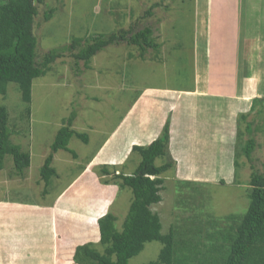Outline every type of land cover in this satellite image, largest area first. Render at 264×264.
Masks as SVG:
<instances>
[{
    "label": "rangeland",
    "instance_id": "1",
    "mask_svg": "<svg viewBox=\"0 0 264 264\" xmlns=\"http://www.w3.org/2000/svg\"><path fill=\"white\" fill-rule=\"evenodd\" d=\"M152 1L154 0H44V3H38L40 13L35 18L34 32L38 37L37 50L41 54L64 47L74 38L90 39L95 35L111 34L121 27L127 28L134 24H139L140 28L145 25L152 26L154 36L158 35L156 37L158 46L152 50L148 49V55L142 56V49L138 46L128 45L126 42L110 45L93 56L89 68L84 65L83 61L77 65L72 56L58 59L45 75L33 82L32 102L30 103L32 113L29 122L25 114L26 103L23 102L16 83H9L6 95L0 94V104H5L10 114L12 142L19 144L23 150L31 154V164L26 169L25 176L14 175L10 156L6 158L5 167L0 171V200L5 199V202L12 201V204L23 206L20 207V211L14 213L15 215L2 218L3 224L9 226L11 228L9 230H13L6 237L5 244L9 248H13L16 244L13 233L16 225L24 218L23 216L31 215L32 207L55 208L54 203L56 208L54 212L51 210L53 215L47 219L48 214H44L45 227L51 232L33 230L28 233V236L32 242L37 244L34 247L43 244L45 252L51 247L52 251L56 252L55 260L65 254L66 260H61L62 264H77L73 261V255L79 244L89 242L93 243L99 251L104 250L98 233L97 217L103 216L110 210L117 216V227L122 228L134 194L131 187L116 184L120 181L113 178V173L99 175L101 173L97 172L96 174V170L102 166L92 169V164L89 165L91 167L81 177L82 184L78 183V179V182H72V187L71 184L62 192L61 190L71 179L75 180L80 167L85 162L89 164L95 143H99L106 136L102 134L114 130L144 87L167 86L171 88L172 96L175 97L176 95L183 96L184 94L179 92L183 88H192L196 82L201 65L199 54L204 53L203 47L196 48L197 56L193 50L195 27L200 23V13L194 11L191 0H168L165 6L160 5L156 8H152ZM50 7H54L55 11L53 17L46 21L44 10ZM151 8L153 14L145 16L146 11ZM162 18L163 21H161ZM257 25L256 23L255 27ZM259 33L264 35L263 25L254 29V34L252 32L250 36L256 51L251 50L250 54L253 58L261 60L264 59V47H262L264 41L258 39L260 37L263 39V35ZM234 39L237 44L243 41L247 43L248 40L244 34H237ZM254 41L259 42L256 44ZM242 57L240 53L241 61ZM222 64L224 72H221L217 79H212L213 81H227L226 77H222L227 71L228 63L225 58L222 59ZM263 72L261 69L260 74L255 73L258 76L256 80L264 82ZM209 80L202 79L201 86L214 87L213 84H207ZM241 82L239 70L234 69L229 77L230 87L236 90L241 89ZM259 95L256 99H262L264 92L260 91ZM183 97L180 101L186 99L191 103H201L209 108L217 105L213 99L197 98L195 100L189 95L186 98ZM249 105V102H241L240 108H248ZM255 106L260 110H257L258 114L255 115L258 124L255 126L254 123L253 127L254 131L257 129L255 127H259V131L255 133L258 145L253 152V162L248 161L243 153L236 159L237 137L234 136L235 132L237 136L239 128L237 117L239 118L243 110L239 113L235 111L227 113L213 107L207 113L210 115L225 114V119L221 124L229 128L226 137L222 142L213 146L211 142L215 137H210L213 136V126L201 127L202 136L208 135L209 137H194V143L198 141L200 150L198 147L187 149L190 153L186 152L187 156L182 155L181 165L178 166L177 163L176 167L173 166L163 173L165 181L161 192L162 201L153 204L151 208L159 214L164 233L169 232L173 227L178 238L185 233L194 240L192 242L206 244L205 248H201L205 251L210 243L213 244L208 232L217 233L219 228L232 224L234 219L243 218L250 203V176L256 170H264V102ZM167 109L170 110L169 107ZM71 112L76 113L72 127L76 131L86 133L89 141L87 143L73 136L69 142V150L54 153L52 164L57 175L52 178L44 194L45 182L41 178V167L51 152V144L56 132L66 124ZM255 112L256 110L251 113ZM185 113L188 118V111L186 110ZM150 114L148 110L144 118H149ZM168 118L172 125L173 110H170L156 137L161 134ZM209 118L214 120L215 117ZM248 120H252V117ZM241 127L246 134L242 140L250 137L244 122ZM197 130L200 131L199 127ZM184 138L188 139V142L193 141L192 137ZM201 139L204 140L203 143L200 142ZM131 145L132 143L129 142L125 145L124 151H119L123 154L122 157H117L114 162L106 163L110 171H113V168L131 172L136 169L141 157L138 152L131 150L134 144ZM228 146L233 149L227 153ZM122 147L123 143L118 146L121 149ZM72 151L77 153L78 157H74ZM201 151L206 152V156L196 157L195 154ZM164 161L163 157H157L155 160L158 165ZM114 164L116 167L112 166ZM105 180L109 182L105 183ZM184 180H198L209 184H206L204 190L200 188L201 191L193 190L192 192V187L184 185ZM94 181L100 183L97 188L94 187ZM101 184L106 185L103 191L100 189ZM77 199L81 201L80 204L75 201ZM60 200L67 203L60 204ZM87 204L89 205L86 206ZM81 216H90L94 219V224L88 225V231L82 228L79 222L74 224ZM73 217L77 219L74 220ZM0 226L3 227V225ZM199 226L202 229L201 233L198 230ZM3 228L7 229V227ZM67 239L70 240L67 241ZM56 241L58 244L52 245ZM161 247L162 243L158 240L147 242L144 249L130 259L129 264H144L157 259ZM24 252L21 251L19 257ZM32 252H34L33 249L29 254L27 253L28 258H23L22 262H27L32 258ZM36 256H42V253H37Z\"/></svg>",
    "mask_w": 264,
    "mask_h": 264
},
{
    "label": "trees",
    "instance_id": "2",
    "mask_svg": "<svg viewBox=\"0 0 264 264\" xmlns=\"http://www.w3.org/2000/svg\"><path fill=\"white\" fill-rule=\"evenodd\" d=\"M38 3H44V0H0V94L6 95L9 83H16L22 100L26 103L25 114L28 122L32 113L30 103L33 82L45 75L58 59L72 56L77 65L83 61L89 68L93 56L110 45L126 42L128 45L138 46L142 49V56L146 50L158 46L152 26L145 25L140 28L139 24H134L128 29L95 35L90 39L74 38L64 47L41 54L37 50L38 37L34 32L35 18L40 13ZM152 8L146 11L145 16L153 14ZM54 11V7L45 9L44 19L47 21L52 18ZM259 100L263 103L264 97ZM250 116V112H242L239 118L237 117L239 128L236 136V159L243 153L248 161L253 162V152L258 145L253 127L254 123L255 126L257 123L255 118L248 120ZM75 118L76 113L71 112L66 124L58 129L51 144V152L41 167V178L45 182L44 194L52 178L57 175L52 164L54 153L69 150V142L73 136L87 143L89 141L86 133L76 131L72 127ZM242 122L250 134V137L244 140L242 139L246 134L242 130ZM9 124L8 108L5 104H0V171L5 167L6 158L10 156L14 175L23 177L31 164V154L12 142ZM170 143L171 121L168 118L157 138L149 144L132 147L141 157L136 169L131 173L113 172V178L120 181L116 184L131 187L134 194L122 228L117 227V216L112 212L99 217L100 242L104 250L99 251L89 242L79 244L73 255L74 263L129 264L130 259L140 253L147 242L158 240L162 243L158 258L144 264H264V170H256L250 176V203L243 218L234 219L232 224L219 228L217 233L208 232L213 244L210 243L207 250H201L206 244L192 242L194 240L185 233L178 238L173 227L167 233L162 231L160 216L151 206L162 201L161 192L165 181L163 173L177 165V160L171 155ZM72 153L74 157H78L77 153ZM157 157H163L165 161L158 165L155 162ZM100 166L102 167L96 170L98 174L101 173L99 175L112 174L108 164L98 165ZM112 166L116 167L115 164ZM85 168L84 164L80 171ZM184 181V185L192 187V192L204 190L206 184H209L198 180ZM104 182L108 183L109 180ZM66 187L64 186L61 192ZM200 228L199 226L198 230L201 233Z\"/></svg>",
    "mask_w": 264,
    "mask_h": 264
},
{
    "label": "crops",
    "instance_id": "3",
    "mask_svg": "<svg viewBox=\"0 0 264 264\" xmlns=\"http://www.w3.org/2000/svg\"><path fill=\"white\" fill-rule=\"evenodd\" d=\"M168 0H154L152 1V6L159 7L165 6V2ZM194 5V11L196 13H200V23H198L195 27V39L193 40V50H195V54L197 56L198 50L196 48L203 47L204 53L199 54L201 58L200 65V73L196 76V82L192 88H183L179 93H183L184 96H172L171 88L167 86H147L144 87L140 95H138L131 105L129 106L125 115L121 118V122L117 124V126L111 132H106L102 135H106L102 138L99 143H95V149L92 152V157L89 161V164L85 162L86 168L79 173L74 178L75 180H70L67 182L65 186H69L72 182L79 179L80 184H82L81 177L84 176L87 169L92 166V169L98 165H106L108 162H114L117 157H122L123 154L119 151L125 150V145L128 143H132V145H146L152 142L155 138H157V134L160 130V127L165 122L166 118L170 110L174 112V118L172 120V133H171V143H170V151L171 155L175 160H177L178 166L183 162L180 158L183 156H187L186 152L190 151L187 149H195L196 147L200 150V144L198 141L194 143V137H209L208 135L202 136L201 127L214 128L212 132L215 137L211 142V145L216 146L217 143L222 142V140L226 137L227 132L229 130L228 126L225 124H221L225 119V114H212L207 113L209 109L213 107L219 108V110L226 111L227 113H231V111H235L236 113L247 111L250 112L253 119L258 114V109L255 105L261 103L259 99L260 91L264 92V82L256 80L258 77L257 74H260L261 69L264 71V59L253 58L250 54L251 50L255 51V48L251 42L252 32L254 34V29L258 28L259 25L264 26V0H191ZM151 2V1H150ZM263 12V15H261ZM145 15V14H144ZM163 21V18L162 20ZM256 23L258 24L256 27ZM131 27V26H129ZM125 28L121 27L120 29ZM125 29H128L125 28ZM237 34H244L245 37L248 38L247 43L244 41L241 44H237L234 36ZM261 36L263 34L259 33ZM158 35H155L157 37ZM199 38V39H198ZM228 39V43H227ZM264 41L262 37L258 38ZM257 39V40H258ZM255 42V41H254ZM259 41L255 43L258 44ZM200 43V46H199ZM264 44V42L262 43ZM260 44V46L262 45ZM264 47V46H262ZM152 50V49H149ZM256 52V51H255ZM149 51H145V55H148ZM239 53V54H236ZM240 53L243 55L242 61L239 59ZM144 55V56H145ZM231 55V58H230ZM256 55V54H255ZM254 55V56H255ZM225 58L227 60V71L226 74L222 77H226V82H219L217 79L219 74L223 71L222 59ZM236 58V60H234ZM264 58V57H263ZM258 65V66H257ZM234 67V68H233ZM234 69H238L240 72V77L242 79L241 89H233L230 87L229 77L232 75V71ZM257 73V74H255ZM264 78V72H263ZM202 79H210V82L207 84H213L214 87H209L208 85H204L202 87L201 80ZM254 87V88H253ZM256 88V89H255ZM187 95L191 96L195 100L197 98H205L207 100L213 99L216 101L217 105H212L211 108L209 106L203 105L201 103H191V101L183 99L186 98ZM180 97V98H179ZM241 102H249L250 105L248 108H240ZM222 103V106H221ZM170 108L168 111L167 108ZM238 108V109H237ZM150 111L151 114L148 116L149 118H144L147 111ZM188 111L187 114L185 113ZM256 110L254 114L251 112ZM240 112V113H241ZM215 117L212 120L209 117ZM236 116V115H235ZM190 118H192L190 120ZM228 118V117H226ZM187 119V120H186ZM211 119V121H210ZM229 121V118H228ZM230 122V121H229ZM257 122V119H256ZM133 124V125H132ZM258 124V123H257ZM259 126V125H258ZM199 127V132L197 128ZM255 133L259 131V127H256ZM193 131V132H192ZM195 131V132H194ZM192 132V134H191ZM201 133V134H200ZM264 134V129H263ZM257 134H255L256 136ZM184 137H192L193 141L188 142V139ZM229 137V135L227 136ZM236 137V132L235 136ZM128 142V143H127ZM204 142L203 139L200 141ZM123 143V147L118 148V146ZM127 143V144H126ZM131 145V146H132ZM133 145V146H134ZM130 146V147H131ZM132 146V147H133ZM227 153L233 149L230 148ZM129 148V147H128ZM121 149V150H120ZM129 150V149H128ZM132 150V149H131ZM208 154V153H207ZM196 157L201 158L202 155L206 156V152L201 151L200 153L195 154ZM92 164V165H91ZM98 164V165H95ZM180 164V165H179ZM91 165V166H89ZM122 165V164H121ZM120 165V166H121ZM191 165V164H190ZM123 166V165H122ZM193 166V165H191ZM195 167V166H194ZM110 171V170H109ZM122 171L113 168V171ZM124 173H131V171H122ZM97 174V171L95 172ZM103 175V174H102ZM100 183L94 181V187L97 188ZM73 184L71 185V187ZM93 187V188H94ZM67 188V187H66ZM65 188V189H66ZM106 188V185L101 184V191ZM108 189V187H107ZM116 189V188H114ZM117 190V189H116ZM97 191V190H96ZM79 204L80 200H75ZM90 199L88 200V202ZM65 201L60 200V204ZM74 202V200L72 201ZM54 203V202H53ZM67 203V202H65ZM69 203V202H68ZM70 204V203H69ZM56 208V204H53ZM87 204L86 206H88ZM45 206V205H44ZM20 207L16 204H12V202L0 201V225L3 227H7L5 230L0 226V264H62V261L66 260L65 254H62L63 257L56 259L55 253L52 251L50 247L48 251H44L43 248L45 246L40 244V246H35V242L31 241L30 236H28L29 232L33 230L35 232H41L42 230L45 232H51L49 229L45 227L44 214L47 213V219L50 215H53L51 210H55V208L45 209L43 207H32L33 213L26 214L20 220V222L16 225V230H14V238L16 244L13 248H9L6 243L7 234H11L13 230L9 226H5L3 224L2 218L7 215H15L17 211H20ZM46 211H45V210ZM3 214L5 216H3ZM73 219H77L74 218ZM98 219V217H97ZM94 219H91L90 216L80 217L74 222L80 223L82 228L85 230L88 229L89 224L93 223ZM23 223H26L23 225ZM45 227V229H44ZM26 233H25V232ZM88 231V230H87ZM98 233H99V225H98ZM100 237V233H99ZM70 239H67V241ZM64 242V241H62ZM31 244V245H30ZM58 244L56 241L54 244ZM29 247V248H28ZM26 248H28L27 251ZM33 249L34 252L42 253V256H36L34 252V259L30 258L27 262H22L23 258H28L27 253ZM22 253L21 257H19L20 252ZM46 253V255H44ZM59 260V261H58ZM69 260V259H67Z\"/></svg>",
    "mask_w": 264,
    "mask_h": 264
},
{
    "label": "clouds",
    "instance_id": "4",
    "mask_svg": "<svg viewBox=\"0 0 264 264\" xmlns=\"http://www.w3.org/2000/svg\"><path fill=\"white\" fill-rule=\"evenodd\" d=\"M108 212H111L110 210L108 211ZM105 215V214H104ZM101 217V216H100ZM98 219H99V217H98Z\"/></svg>",
    "mask_w": 264,
    "mask_h": 264
}]
</instances>
